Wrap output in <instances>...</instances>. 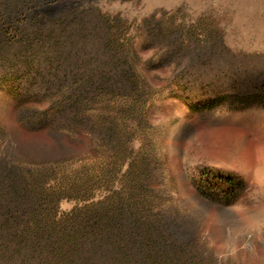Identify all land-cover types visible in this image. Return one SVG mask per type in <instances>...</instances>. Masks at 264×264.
Instances as JSON below:
<instances>
[{
	"label": "rangeland",
	"instance_id": "rangeland-1",
	"mask_svg": "<svg viewBox=\"0 0 264 264\" xmlns=\"http://www.w3.org/2000/svg\"><path fill=\"white\" fill-rule=\"evenodd\" d=\"M0 171L55 264H264V0H0Z\"/></svg>",
	"mask_w": 264,
	"mask_h": 264
},
{
	"label": "trees",
	"instance_id": "trees-1",
	"mask_svg": "<svg viewBox=\"0 0 264 264\" xmlns=\"http://www.w3.org/2000/svg\"><path fill=\"white\" fill-rule=\"evenodd\" d=\"M37 34L41 35V29ZM54 46L64 49L65 44L57 42ZM81 47L82 44L77 47V54ZM68 54L65 52L59 57L60 61L57 59L58 67H66ZM61 78L66 80L75 76L67 72ZM77 78L88 83L92 76L83 74ZM24 190L19 179L0 171V264H55L56 239L45 227H31L33 206ZM109 239L102 238L95 225H86L79 236L78 252L72 264H130L124 262L126 258L135 260L131 264H143L141 251H133L131 255L126 251L119 252L114 241Z\"/></svg>",
	"mask_w": 264,
	"mask_h": 264
}]
</instances>
